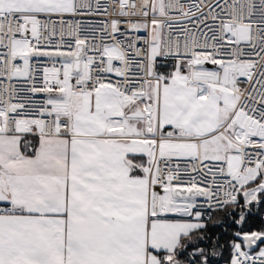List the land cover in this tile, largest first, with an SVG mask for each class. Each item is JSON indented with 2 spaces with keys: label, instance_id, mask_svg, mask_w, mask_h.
Instances as JSON below:
<instances>
[{
  "label": "snow or ice",
  "instance_id": "obj_1",
  "mask_svg": "<svg viewBox=\"0 0 264 264\" xmlns=\"http://www.w3.org/2000/svg\"><path fill=\"white\" fill-rule=\"evenodd\" d=\"M0 264H264V0H0Z\"/></svg>",
  "mask_w": 264,
  "mask_h": 264
}]
</instances>
